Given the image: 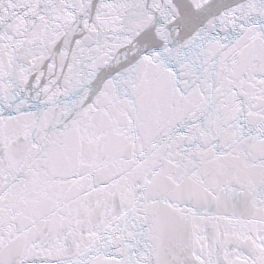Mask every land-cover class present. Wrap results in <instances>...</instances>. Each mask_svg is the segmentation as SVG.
<instances>
[{
  "label": "snow or ice",
  "instance_id": "snow-or-ice-1",
  "mask_svg": "<svg viewBox=\"0 0 264 264\" xmlns=\"http://www.w3.org/2000/svg\"><path fill=\"white\" fill-rule=\"evenodd\" d=\"M0 264H264V0H0Z\"/></svg>",
  "mask_w": 264,
  "mask_h": 264
}]
</instances>
